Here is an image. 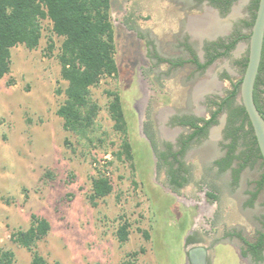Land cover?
<instances>
[{"label": "rangeland", "instance_id": "374dc122", "mask_svg": "<svg viewBox=\"0 0 264 264\" xmlns=\"http://www.w3.org/2000/svg\"><path fill=\"white\" fill-rule=\"evenodd\" d=\"M119 74L92 88L100 107L89 141L66 131L57 110L68 83L58 59L62 39L42 22L43 37L30 50L12 48L11 71L0 79V252L14 253L15 264H31L32 253L13 241L27 230L32 215L46 218L51 229L35 250L48 264H128V254L144 249L136 264H187L186 237L191 230L209 233L217 200L191 198L164 188L143 133V109L152 85L144 41L121 18L128 0H111ZM53 43V50L50 44ZM107 90L119 92L134 160H119L124 134L114 129ZM109 174L113 192L92 206V177ZM131 224L121 243L118 228ZM144 233H148L147 239ZM212 264H247L229 243L213 246Z\"/></svg>", "mask_w": 264, "mask_h": 264}, {"label": "trees", "instance_id": "16d2710c", "mask_svg": "<svg viewBox=\"0 0 264 264\" xmlns=\"http://www.w3.org/2000/svg\"><path fill=\"white\" fill-rule=\"evenodd\" d=\"M216 6L228 9L235 0H211ZM260 0L252 2V20L246 22L250 33L246 36L250 40L252 27L255 21ZM111 0H0V79L11 71L12 48L22 44L28 49H36L43 37V24L49 20L52 24V32L62 39L58 55L61 64V76L68 85L64 91L65 101L57 110L64 123L66 131L74 132L82 138H89L90 132L95 128L96 119L100 107L93 101L92 88L100 85L105 78H116L119 68L116 61L117 45L115 30L111 20ZM132 28L134 26H131ZM242 39H235L228 47L233 48L235 43ZM53 43L50 49L53 50ZM227 53V52H226ZM220 55V54H219ZM217 55L216 57H218ZM248 55L241 64L243 75L245 73ZM213 57L201 68L208 66L216 58ZM264 68V49L259 72ZM258 77L256 79L254 97L258 109L264 113V100L258 89ZM241 81L234 86L233 91L218 109L213 112L210 120L203 126L194 127V132L188 137L187 142L197 137L199 142L207 135V129L211 124H217V115L223 106L228 112V122L224 130V139L227 141L223 148L225 156L216 160L215 164L220 172L231 169L232 184L238 183L242 171L248 166L259 164L262 174L255 182L254 190L250 191L249 205H253L258 195L264 191V158L261 154L252 123L243 104H236L235 97L241 91ZM110 97L108 111L114 121V129L124 134L121 150L114 155L119 160L125 157L129 161L134 160L133 147L127 138L128 124L123 109L122 98L117 91L107 90ZM146 134L147 131H145ZM185 152V148L180 151ZM112 161H105V169L100 167L97 174L92 177V192L88 199L92 206H97L98 201L113 192V181L109 174ZM186 169V168H185ZM189 171V169L187 170ZM175 185L181 187L189 181L190 177L181 176V170H174ZM181 179V180H180ZM179 192V188L175 189ZM208 198L217 200L218 195L210 190ZM131 224L125 221L118 228V238L121 243L129 240ZM50 222L41 216L32 215V223L29 229L19 230L13 233V241L32 253L31 264H48L47 260L35 250L38 241L44 239L50 232ZM148 239V233H144ZM238 236L247 246L243 254H253L258 260L263 259L264 232L259 233L254 242H250L239 233ZM197 236H190L187 243L198 241ZM144 249L128 254V264H136L137 256ZM0 264H15L14 253L11 251L0 252Z\"/></svg>", "mask_w": 264, "mask_h": 264}, {"label": "flooded vegetation", "instance_id": "af4514ba", "mask_svg": "<svg viewBox=\"0 0 264 264\" xmlns=\"http://www.w3.org/2000/svg\"><path fill=\"white\" fill-rule=\"evenodd\" d=\"M252 1L235 0L227 9L226 5L219 7L211 0H170L164 23L159 30L153 27L144 32L137 29V26L132 29L137 36L141 35L145 44L146 59L150 63L146 71L156 86V90H151L150 94L160 93L156 96L150 95L145 101L143 133L154 159L155 171L164 177L161 186L173 192H177V188L181 191L191 185L194 168L188 157L191 150L199 146L198 143L207 146L216 155L209 163L215 173L231 172V169L220 172L215 164L216 160L225 156L223 146L227 141L224 139V130L228 122L225 106L217 115L218 123L208 127L207 135L201 142L197 137L188 142L187 139L194 132L195 125L203 126L205 121L211 119L219 104L229 97L234 86L243 77L241 61L249 51V40L246 36L250 33L245 24L252 20ZM198 16H204V21H207L203 31L196 25ZM211 19L213 26H209ZM216 22L225 29L218 33L214 29L210 31V28H215ZM239 37L242 39L229 49L231 43ZM217 55L219 56L216 57ZM213 57L216 58L208 66L200 67V64L208 63ZM186 66L190 68L187 75L183 73ZM174 72L177 76H173ZM164 80H171L178 92L170 95L172 102L167 107L158 100ZM258 80V89L264 100V68L259 72ZM235 103H242L240 92L235 97ZM218 126L221 127V145L213 140V130ZM184 148L185 152L181 153ZM219 150L223 152L219 154ZM177 169L181 170V176L190 177L181 187H177L173 181L176 176L173 171ZM188 245H192V248L203 246L200 240ZM246 247L244 244V248ZM262 254L264 255V250ZM247 257L257 260L251 253Z\"/></svg>", "mask_w": 264, "mask_h": 264}, {"label": "water", "instance_id": "95a60500", "mask_svg": "<svg viewBox=\"0 0 264 264\" xmlns=\"http://www.w3.org/2000/svg\"><path fill=\"white\" fill-rule=\"evenodd\" d=\"M169 2L170 0H128V12L121 18V21L129 29H133L131 26H137V29L144 32L153 27H157L159 30L162 23H164V16ZM198 17L197 19L199 21H197L196 25L203 31L204 26L207 25V21H204V16ZM211 17L214 18L212 14ZM215 24H217L215 28H210V31L214 29L213 31L218 33L225 29L218 22ZM210 25H214L212 19L209 23ZM263 48L264 0H260L250 35L248 63L241 81L240 98L252 123L261 154L264 158V113L258 109L254 97L256 79L263 56ZM147 69L145 68V72L148 76ZM163 70H165L164 67ZM189 70V66H186L183 73L187 75ZM173 76H177V73L174 72ZM149 80L150 82L152 81L150 77ZM163 83L162 94L158 100L162 102L163 106L167 107L172 102L170 95L178 92L177 87H175V84L171 80L169 82L164 80ZM151 85L152 90H156V86L152 82ZM159 94V92L152 93V96ZM220 135L221 127L218 126L213 130V140L218 145H221ZM198 144L199 146H195L191 150V155L188 157L189 163L194 168L191 185L174 193L191 198H208L207 192L212 190L218 195L217 202L219 208L214 215L213 226L209 233H200L197 230H191L188 233L186 237L187 264H212L214 257L213 246L217 243H229L233 245L247 264H264V255L262 260H255L244 255V244L235 235L239 233L248 241H254L259 233L264 232V191L258 195L253 205L247 204L250 198L249 192L254 190L255 182L262 174L260 165L255 164L254 166L246 167L242 171L238 183L233 185L231 172L223 174L215 173L209 166V163L216 155L207 146ZM220 152L223 151L219 150L218 153L220 154ZM155 179L160 184L164 183L163 175L157 174L156 171ZM190 235L197 236L203 246L194 248H192V245L189 246L187 239ZM188 251L190 259L188 257Z\"/></svg>", "mask_w": 264, "mask_h": 264}]
</instances>
